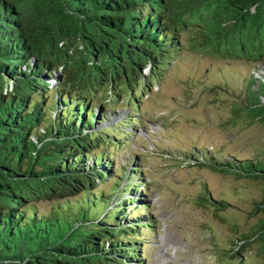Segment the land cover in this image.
I'll use <instances>...</instances> for the list:
<instances>
[{
	"label": "trees",
	"instance_id": "trees-1",
	"mask_svg": "<svg viewBox=\"0 0 264 264\" xmlns=\"http://www.w3.org/2000/svg\"><path fill=\"white\" fill-rule=\"evenodd\" d=\"M220 1L232 19L264 27V0ZM40 4L49 21L46 43L57 49V44L73 37L87 51V61L77 65L85 66L82 73L73 65L60 72L63 86L85 93L56 92L47 106V79L56 73L52 53L37 46L12 0H0V87L4 83L12 89L0 93V264H141L137 229L152 226L141 215L133 224L128 216L134 210L124 204L142 200L125 197L108 206L109 195L93 192L112 172L110 157L99 147L113 143L117 147L116 140L129 134L108 133L112 128L99 126L104 112L113 111L114 101L106 105L92 95L102 93L109 101L123 91L134 96L156 83L170 57L181 50L180 36L187 23L166 14L167 0H40ZM202 41L197 44L203 46ZM71 53L64 51L58 67ZM249 55L259 62L264 47ZM253 78L255 88L246 90L234 112L244 110L264 124V66ZM123 119L120 122L126 123ZM263 165L235 160L218 170L264 181ZM125 183L123 192L138 193V184ZM57 200L64 203L48 213L35 209L38 202ZM259 207L264 210V196ZM88 213L92 218H86ZM238 241L239 248L254 241L263 244L264 221ZM260 249L264 251V246Z\"/></svg>",
	"mask_w": 264,
	"mask_h": 264
},
{
	"label": "rangeland",
	"instance_id": "rangeland-1",
	"mask_svg": "<svg viewBox=\"0 0 264 264\" xmlns=\"http://www.w3.org/2000/svg\"><path fill=\"white\" fill-rule=\"evenodd\" d=\"M12 2L37 46L51 52L56 64V73L47 79V106L56 92L63 96L67 90L83 93L60 81L70 65L78 73L84 70L83 64L77 66L88 57L80 42L70 37L57 44V49L50 46L45 40L49 21L41 13L40 0ZM165 12L169 17L184 18L187 26L181 32V50L170 57L159 80L140 93L135 91L134 96L123 91L107 101L102 93L92 95L106 105L114 101L113 111L104 112L99 126L112 128L108 133L129 134L115 138L117 147L114 143L99 147L110 157L112 172L93 192L109 195L108 206L125 197L142 200L124 204L134 210L128 216L133 224L141 215L152 226L137 229L141 264H264L260 249L264 242L237 247L238 239L264 221V210L258 209L264 181L226 168L218 170L235 160L264 164V124L244 110L234 112L246 90L255 88L253 77L264 66V56L257 62L249 55L254 48L264 47V27L232 19L228 6L220 0H167ZM68 49L71 55L58 67ZM226 53L229 56L222 58ZM6 85L1 83L3 95L12 90ZM133 121L137 124H131ZM189 155L191 159H186ZM125 182L138 184V193L123 192ZM62 203L64 200L38 202L35 209L48 213ZM86 218L92 215L88 213Z\"/></svg>",
	"mask_w": 264,
	"mask_h": 264
}]
</instances>
